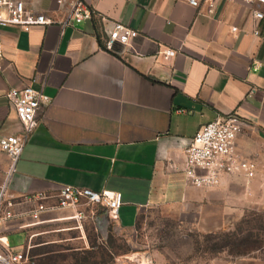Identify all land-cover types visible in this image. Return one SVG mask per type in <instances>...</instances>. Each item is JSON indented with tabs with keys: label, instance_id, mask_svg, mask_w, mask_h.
Listing matches in <instances>:
<instances>
[{
	"label": "crops",
	"instance_id": "0c3cea01",
	"mask_svg": "<svg viewBox=\"0 0 264 264\" xmlns=\"http://www.w3.org/2000/svg\"><path fill=\"white\" fill-rule=\"evenodd\" d=\"M83 1L93 12L78 25L0 27V137L20 131L7 89L31 85L49 98L16 161L7 195L20 200L43 192L50 205L61 186L73 185L119 191L122 205L115 220L101 207H86L78 221L70 217L75 209L66 208L43 212L38 221L25 215L5 222L0 236L24 250L31 264L97 248L115 264L106 235L113 234L112 225L131 231L142 209L180 208L200 224L216 208L220 224L225 214L243 210L246 191L264 186V3L214 0L209 9L204 0L198 7L187 0ZM25 4L37 13L64 15L55 0ZM252 10L263 17L253 19ZM115 21L138 36L108 50ZM167 47L176 51L168 61L162 55ZM219 114L240 120L235 149L255 162L256 174L249 180L223 176L209 189L190 186L183 149ZM9 163L0 150V185ZM18 233L23 243L11 246L10 235Z\"/></svg>",
	"mask_w": 264,
	"mask_h": 264
},
{
	"label": "built area",
	"instance_id": "2783aa9c",
	"mask_svg": "<svg viewBox=\"0 0 264 264\" xmlns=\"http://www.w3.org/2000/svg\"><path fill=\"white\" fill-rule=\"evenodd\" d=\"M194 7L200 5L199 0H187ZM211 9L214 0H204ZM264 3V0H257ZM26 0H0V27L15 25L28 31L34 25L58 24L61 27L78 25L92 16L93 10L83 0H55L58 7H64V15L55 18L44 13L34 12L26 7ZM251 16L257 20L263 17V12L252 10ZM237 27H232L236 31ZM255 35L259 32L253 30ZM138 36L136 29L115 21L105 41V48L113 49L115 42L127 45ZM176 54L170 47L162 51L164 60L168 61ZM3 49L0 38V69ZM258 65H253V70ZM11 104L20 124L18 134L0 137V150L9 158V166L5 172L4 181L0 185V226L5 222L25 215L38 221L41 213L59 209H75L70 217L76 221L85 216L86 207H101L112 220L117 219L122 195L119 191H94L87 187L63 185L55 194L54 204H46L50 197L43 192L24 195L20 200L7 195V185L24 144L38 124V115L42 105L49 102L40 89L31 85L11 87L4 92ZM240 120L231 115H217L212 121L201 125L194 133L189 143L183 149V173L186 183L190 186L209 189L215 187L223 176H237L251 179L256 174L255 162L240 154L235 149V138L240 132ZM21 203L31 204L26 211H17L15 207ZM0 264H31V257L24 251L10 247L5 238L0 236Z\"/></svg>",
	"mask_w": 264,
	"mask_h": 264
},
{
	"label": "rangeland",
	"instance_id": "374dc122",
	"mask_svg": "<svg viewBox=\"0 0 264 264\" xmlns=\"http://www.w3.org/2000/svg\"><path fill=\"white\" fill-rule=\"evenodd\" d=\"M264 183V175L261 176ZM248 180V179H246ZM249 189L242 209L221 217L213 208L208 221L193 223L183 209H142L129 232L112 225L105 241L116 256L115 264H264V186ZM24 241L22 233L9 237L11 246ZM238 251H246L238 253ZM98 248L86 255L48 256L45 264H109ZM112 264V260H111Z\"/></svg>",
	"mask_w": 264,
	"mask_h": 264
},
{
	"label": "trees",
	"instance_id": "16d2710c",
	"mask_svg": "<svg viewBox=\"0 0 264 264\" xmlns=\"http://www.w3.org/2000/svg\"><path fill=\"white\" fill-rule=\"evenodd\" d=\"M244 252H246V251H238V253H244ZM86 255V254H85Z\"/></svg>",
	"mask_w": 264,
	"mask_h": 264
}]
</instances>
